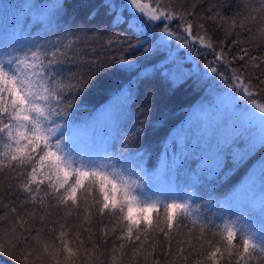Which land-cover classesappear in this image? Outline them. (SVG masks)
I'll return each instance as SVG.
<instances>
[{"label": "snow or ice", "instance_id": "obj_1", "mask_svg": "<svg viewBox=\"0 0 264 264\" xmlns=\"http://www.w3.org/2000/svg\"><path fill=\"white\" fill-rule=\"evenodd\" d=\"M254 2L258 10L250 7ZM104 21L112 30L107 34L90 27ZM261 26L264 0H0V174L6 170L16 182L4 186L0 197V222L12 219L11 238L0 243V253L12 256L16 264H76L86 241L77 235L73 246L64 224L58 234L55 226L49 227V212L33 222L34 207L25 209L49 196L71 209L91 188L98 192L101 219L107 213L123 222L114 240L119 247H113L108 264H125L126 247L129 264H139L137 256L144 264L150 258L151 264H160L155 245L145 248L151 232L162 234L166 242L161 244L166 264H188L194 252V264H264ZM150 28H158L159 35H150ZM73 38L98 41L120 55L79 60ZM205 54L212 59L200 64L198 58ZM113 66L125 75L110 90L107 103L71 124L81 94ZM217 79L226 87L218 89ZM184 90L197 98L181 109L184 119L153 160L149 147L136 143L151 106L137 108V101L142 94L171 98ZM133 111L137 120L128 126ZM163 122L152 121L153 127ZM69 141L78 153L70 154ZM257 153L261 155L244 178L225 188ZM114 162L130 183L109 174ZM149 185L168 190L163 203L159 196L137 194L136 189ZM161 211L164 225H154L153 214L159 217ZM193 217L198 225L189 222ZM205 229L220 239L208 240ZM42 231L48 236L43 243ZM89 232L88 241L103 256L108 232L102 231L96 241ZM182 232L184 238L177 239ZM93 261L103 264L94 254Z\"/></svg>", "mask_w": 264, "mask_h": 264}, {"label": "trees", "instance_id": "obj_2", "mask_svg": "<svg viewBox=\"0 0 264 264\" xmlns=\"http://www.w3.org/2000/svg\"><path fill=\"white\" fill-rule=\"evenodd\" d=\"M76 2V0H73ZM251 8L259 9V3L254 2L250 5ZM253 15H256L254 12ZM259 23V21H257ZM94 27V30H99L102 34H107L111 32V28L107 26V22H101ZM264 27V26H261ZM123 32V29H121ZM149 33L159 35L158 28H150ZM127 35H131L128 33ZM259 36V30H257V37ZM245 37L241 36L243 40ZM230 39V37H229ZM67 43V41H65ZM245 47H251L249 45H244ZM72 48L76 50L77 59L83 61L95 60V61H103L106 59H110L112 56L120 55L118 51H113L110 49L102 48L100 42H85L79 43L75 38H73V43L71 45ZM254 54L259 53V44L256 45ZM200 64H203L205 60H211V55L205 54L203 57H199ZM123 70L118 66H113L111 68H106L102 70L93 80L88 89H86L79 99L76 101L72 115L70 116L71 124L80 123L82 120L87 118L95 109L101 107L103 104L107 103L109 99V92L113 87L118 86L117 81L124 77ZM215 86L218 89H223L226 87L222 81L217 79L215 81ZM197 98L196 94H193L190 90H184L177 93L174 97H166L157 93L155 96L152 97H145L143 94L141 95L140 99L137 101L136 107H144L145 105L151 106V112L148 114L149 122L145 126L144 134L136 143L147 145L150 151L153 153L152 159L154 160L156 155H158L161 143L172 133L173 129H175L180 122L184 119L185 113L181 111L182 108L186 107L190 104L193 100ZM241 106L247 107L241 102ZM160 118H163V124L159 125L158 127H153L152 121H156ZM137 120V116L135 111L130 116L128 120V126L135 123ZM261 154L257 153L256 156L252 157L249 161L243 164L230 178L228 184L224 187L229 188L237 183H239L244 176L247 174L248 169L254 163L256 159L259 158ZM115 167L114 170L123 171L122 167L119 165L118 162H114ZM124 172V171H123ZM123 174H126L125 172ZM130 183L129 177L124 180ZM9 183L15 185V181L11 180L9 174L6 170H3V173L0 174V197L3 196V189L4 186H7ZM43 187V186H42ZM137 194L143 195L144 197L147 196H154L153 194H160L161 195V203L164 202V194L168 193L166 188H157L155 186L149 185L147 188H139L136 189ZM178 194H183V189L177 190ZM42 194V193H41ZM200 195H206V193L201 192ZM98 196V192L92 190L91 188L87 189V195L81 194L80 196V203L78 206H74L71 209L65 208L61 205H58L57 202L52 199L51 196L47 197L43 204H36L35 206L29 204V208L25 209V211H35V216L32 217V221L35 222L39 220L40 215L42 212L47 211L50 213V224L49 227L55 226L57 229V234L61 230L60 224H64L63 230L70 233L72 237V244L75 246L76 239L75 237L79 235L81 239H84L86 243L80 247V256L77 258L76 264H94L93 261V254L95 255L97 260H102L103 264H108V262L112 258V249L113 247H119V241L115 240V235L120 232L122 221L119 220L118 217L112 218L107 213H104L101 219V215L98 214V203L96 201V197ZM155 198V197H152ZM164 213L161 211L159 213V217L156 214H153V223L164 225ZM195 220L196 224H199V219L193 217L190 219V223ZM220 223L219 219L216 221ZM258 223V218H257ZM12 224V219L7 218L6 222H0V243L7 244L8 240L11 238L10 234H8L9 225ZM31 226V225H30ZM89 229L91 230V240L96 241L98 237L101 235L102 231L108 232V244L106 248L103 250L104 255L101 256V252L95 251L93 249V245L91 242L88 241V237L90 235ZM115 229V232H113ZM187 230L185 229L184 232ZM184 232H182L180 237L177 239L184 238ZM199 232V228L196 227L193 235L195 236ZM205 236L210 241H218L220 239L219 235H213V230L205 229ZM48 239L43 231L40 235V242L43 243L45 240ZM161 244H165L166 242L162 240V234L158 232H151L149 234V240L145 242V248H149V245H155V258L160 260V264H166V253L164 249L161 247ZM222 246V245H221ZM33 248L36 247L35 244L32 245ZM188 245L185 244V248ZM223 247V246H222ZM173 248L175 249V241L173 242ZM88 250L89 254L86 255L85 252ZM126 251L129 252V256L125 257V264H129L131 259L129 247H126ZM150 250V249H149ZM10 251H21L20 249H10ZM196 251H200L199 244H197ZM233 254H235L233 252ZM117 256L120 254L117 253ZM194 257L195 252L192 256L189 257L188 264H194ZM136 260L139 264H144L143 257L137 256ZM0 264H16V261L13 260V257L4 253H0ZM148 264H151V258L149 259ZM178 264V262H177ZM207 264V262H206Z\"/></svg>", "mask_w": 264, "mask_h": 264}, {"label": "rangeland", "instance_id": "obj_3", "mask_svg": "<svg viewBox=\"0 0 264 264\" xmlns=\"http://www.w3.org/2000/svg\"><path fill=\"white\" fill-rule=\"evenodd\" d=\"M249 107H251V106H249ZM252 111L256 112L257 115H260L259 109L255 108V107H252ZM67 147H69L71 149L70 154H75V153L79 152V149L77 148V146L74 143H72L71 141L68 142ZM84 162L85 163H89L90 161L86 158ZM100 163H101V165H103L104 161H101ZM108 171H109V174L112 175L114 178H116L118 182H120L122 180L124 181V180L127 179L128 175L127 174H123L124 173L123 171H117V170H114L113 168L108 169ZM153 195L154 196H151V197H155L156 198L157 196H159L160 199H161V195L160 194H153ZM167 195H168V193L164 194V197H166ZM140 196L144 197L143 195H140ZM155 198H153V199H155Z\"/></svg>", "mask_w": 264, "mask_h": 264}]
</instances>
